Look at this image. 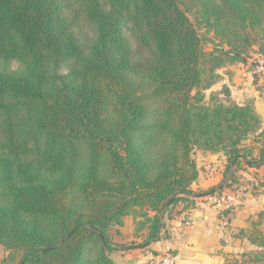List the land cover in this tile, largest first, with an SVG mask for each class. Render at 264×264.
Listing matches in <instances>:
<instances>
[{"label": "trees", "instance_id": "trees-1", "mask_svg": "<svg viewBox=\"0 0 264 264\" xmlns=\"http://www.w3.org/2000/svg\"><path fill=\"white\" fill-rule=\"evenodd\" d=\"M194 1L211 50L182 0H0L2 264H116L125 216L146 217L148 248L168 237L163 213L195 201V149L227 156L213 193L264 165V138L241 153L255 107L203 92L254 45L264 57V0Z\"/></svg>", "mask_w": 264, "mask_h": 264}, {"label": "crops", "instance_id": "crops-1", "mask_svg": "<svg viewBox=\"0 0 264 264\" xmlns=\"http://www.w3.org/2000/svg\"><path fill=\"white\" fill-rule=\"evenodd\" d=\"M232 99L239 104L255 105L259 111L260 101L251 100L252 98L241 100L236 90L233 91ZM197 152L200 154V157H196L199 176L192 185L195 201L180 213L176 212L172 218H169L166 212L163 213L161 224H165L168 237L151 243L148 248L133 245V242H141L146 237L147 225L139 231L135 217L125 216L122 225L112 228L113 241L118 249L113 251L111 257L116 264H146L153 256L167 252L172 254L176 264H225L226 256H230L228 253L235 252L237 256L242 254L243 245L247 243L236 245L238 238L232 235L239 229L248 227L252 209L248 204L240 208L234 202L217 205L212 201L211 196L215 193L211 190H219L227 181V156L224 152ZM215 158L220 160L218 164L213 165L211 162ZM221 191L230 192L226 187ZM183 206L184 203L176 210L182 209Z\"/></svg>", "mask_w": 264, "mask_h": 264}, {"label": "rangeland", "instance_id": "rangeland-1", "mask_svg": "<svg viewBox=\"0 0 264 264\" xmlns=\"http://www.w3.org/2000/svg\"><path fill=\"white\" fill-rule=\"evenodd\" d=\"M182 4L187 9L194 23L197 25L202 38H207V41H205L206 49L211 50L215 46V42L211 40L213 35L208 32L203 24L196 18L194 8L197 3L194 0H182ZM84 30L88 32L86 28H84ZM85 37L88 36L86 35ZM258 48L259 45L257 44L252 47L246 63H228L219 68L217 70L216 77L213 79L214 84L210 88L203 89L207 102H214L217 98L225 100L228 97L232 99L233 91L235 90L238 92L241 100L246 101L247 99L252 98L251 100L260 101L259 111L256 109L255 105H253L256 113L261 118L260 129L255 133H251L249 138H247L241 146V153L246 155L250 160H254L255 156H259V151L263 146L261 141L264 138V57L257 52ZM1 67L0 62V68ZM11 68H17V64H13ZM62 71L65 70L63 69ZM226 90L230 92V95L226 92ZM198 150L201 149H195L193 153L196 162L198 156L200 157V154L198 155L197 152ZM219 160L220 158H215L211 164H218ZM213 168L215 169V167ZM229 176L230 174L226 178L227 181H229ZM226 188H229L230 192L227 193L220 190L218 191V194L215 193L213 196L225 194L229 201L231 203L234 202L238 207L241 208L242 206H246V204H248V206L252 209V215L250 216L248 227L239 229L232 235V237L235 236L238 238L236 240V245H243V243H247L243 245L242 254L238 255L239 258L241 260L245 259L249 261L250 264H264V244L259 243L262 236H264V165L260 167H253L243 163L240 169L236 172V181L233 183V186H227ZM197 189L198 188H196V190ZM228 196H230L231 199ZM228 199L226 200L228 201ZM133 216L135 217V224L137 228L140 229L139 231H142V228L147 225L146 217L140 213L133 214ZM256 227L262 230V235L259 239L257 238V242L253 243L250 240L252 237L248 239L247 236L254 232ZM138 243L139 242L136 244ZM8 254L9 252L2 244H0V264H2V260ZM228 254L233 255L236 253L233 252ZM226 257L228 258L229 256ZM229 264L231 263L229 262Z\"/></svg>", "mask_w": 264, "mask_h": 264}, {"label": "built area", "instance_id": "built-area-1", "mask_svg": "<svg viewBox=\"0 0 264 264\" xmlns=\"http://www.w3.org/2000/svg\"><path fill=\"white\" fill-rule=\"evenodd\" d=\"M228 197L231 199L230 196ZM211 199L217 205H222L225 202H230L225 194L211 196ZM226 199H228V201ZM146 264H176V262L172 254L167 252L159 256H153Z\"/></svg>", "mask_w": 264, "mask_h": 264}, {"label": "water", "instance_id": "water-1", "mask_svg": "<svg viewBox=\"0 0 264 264\" xmlns=\"http://www.w3.org/2000/svg\"><path fill=\"white\" fill-rule=\"evenodd\" d=\"M237 159H238V156L236 157L235 161L233 162V168H232L231 173H232L233 170H234V166H235V163H236ZM195 195H196V196H199V195H201V194H195ZM169 205H170V203L168 204V206H169ZM163 218H164V215H163V217H162V220H163ZM130 247H132V246H124V248H130Z\"/></svg>", "mask_w": 264, "mask_h": 264}]
</instances>
